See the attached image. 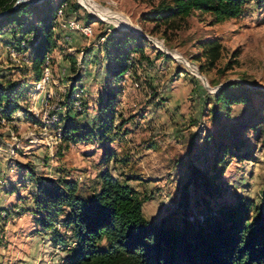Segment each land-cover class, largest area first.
<instances>
[{"label":"rangeland","instance_id":"374dc122","mask_svg":"<svg viewBox=\"0 0 264 264\" xmlns=\"http://www.w3.org/2000/svg\"><path fill=\"white\" fill-rule=\"evenodd\" d=\"M53 2L61 12L54 21L57 45L47 55L51 79L45 91L35 88L27 53L9 46L13 36H23L20 29L5 25L0 30V76L23 83L26 98L18 100L12 120L0 116V170L5 171L0 172V264H66L75 248L63 223L69 209L58 216L57 231L46 230L40 223L45 214L35 203L44 197L38 188L51 180L76 181L78 194L90 197L100 188L103 169L137 192L150 224L164 223L169 230L240 200L264 209V0L248 1L239 16L216 24L196 11L174 29L143 18L170 0ZM39 14L19 18L24 30L35 26ZM69 20L91 33L63 28ZM130 30L147 43L143 56L131 53L129 74L115 81L108 71L118 60L112 42ZM210 37L220 39L221 56L200 77L185 64L199 71L204 57L197 58L198 43ZM26 38L33 41V34ZM79 74L82 92L76 89L69 100ZM235 82L250 89V100L228 110L216 106L219 89ZM110 90L114 95L108 99ZM215 106L218 116L211 113ZM66 115L93 130V137L68 142L61 133L58 139L55 132L62 130ZM106 151L115 154L107 163ZM195 169L218 190L207 197L193 181L184 208L182 187Z\"/></svg>","mask_w":264,"mask_h":264},{"label":"trees","instance_id":"16d2710c","mask_svg":"<svg viewBox=\"0 0 264 264\" xmlns=\"http://www.w3.org/2000/svg\"><path fill=\"white\" fill-rule=\"evenodd\" d=\"M53 1L42 0L37 4L21 2L15 6L16 0H0V12L8 11L0 17V30L5 25L20 29L23 36H13V43L9 46L27 53L33 81L40 79L42 65L57 45L54 20L58 5ZM65 1L59 0L61 4ZM248 1L170 0L145 13L143 18L163 25L165 29H174L179 26V21L197 11L208 14L210 22L216 24L239 16ZM37 13L40 16L35 26L24 30L19 18L36 17ZM12 33L17 35L14 31ZM30 33L33 34L31 42L26 38ZM146 43L143 36L133 32H123L117 42H112V45L115 44L114 58L119 60L108 69L113 80L120 79L131 68V53L143 56ZM198 44L202 52L197 58L204 57L199 71L204 74L220 58L222 46L218 37L202 39ZM160 53L157 51V55ZM0 78V116L12 120V114L19 108L18 100L22 97L26 99L23 96L25 85L19 80L7 79L6 75ZM80 79V74L73 78L75 83L68 91L67 99L70 100ZM249 93L248 87L237 82L227 83L216 93L215 105L228 110L235 103L249 101ZM113 95L110 90L105 97L109 99ZM102 99H99L100 111L106 109ZM216 106L211 113L218 116L221 110ZM89 131L65 116L61 133L68 142L92 138L93 130ZM112 156H115L114 152L106 151L104 162L107 163ZM98 178L100 188L90 197L78 194L76 181L51 180L38 188V194H44V197L41 202L36 200L35 203L41 209L40 213L45 214L40 223L46 230L57 231L58 216L64 207L69 209L63 223L70 228L75 248L66 264H264V209L253 201L240 200L236 205L218 209L215 213H205L191 220L186 218L180 230H169L164 223L159 226L150 224L143 215L142 200L137 192L126 183L117 181L108 169H103ZM193 181L199 183L197 189L207 197L218 190L206 174L193 170L180 195L184 208L188 207V186ZM204 205L206 209L210 207L208 201ZM55 236L60 235L55 232ZM101 243H105V247H100Z\"/></svg>","mask_w":264,"mask_h":264},{"label":"built area","instance_id":"2783aa9c","mask_svg":"<svg viewBox=\"0 0 264 264\" xmlns=\"http://www.w3.org/2000/svg\"><path fill=\"white\" fill-rule=\"evenodd\" d=\"M58 12L60 13L61 12V9H59ZM54 21H56V20H54ZM61 25H62L63 28H67V29H70V30L77 29V30L81 31L83 34H85L87 36L91 33L90 28L85 27V26H80L74 20H69V21H66V22H62ZM11 55H15V54L12 53ZM185 65L191 71H192V69H196V72L198 70L196 66H194L192 63H189L187 61H186V64ZM125 74L128 75L129 74V70H127L125 72ZM50 79H51L50 61L48 60V58H46L45 61H44V63H43V65H42L41 77L35 83V88L37 90H39V91H41V90L45 91V88L48 85ZM77 90H79L78 91V94H80L82 92V89L81 88H78L77 87ZM2 120H3V118H2ZM55 133H56V137L59 139L60 138V135H61V129H60V127L57 128V130H56ZM0 185H2V178L1 177H0Z\"/></svg>","mask_w":264,"mask_h":264},{"label":"water","instance_id":"95a60500","mask_svg":"<svg viewBox=\"0 0 264 264\" xmlns=\"http://www.w3.org/2000/svg\"><path fill=\"white\" fill-rule=\"evenodd\" d=\"M42 0H16V2H15V6L18 4V3H20V2H23V3H32V4H37V3H39V2H41ZM14 6V7H15ZM8 11H3V12H0V17L1 16H3L4 14H6ZM130 31H132V30H130ZM133 32V31H132ZM133 33H135V34H137L136 32H133ZM197 72H198V75L200 76V77H202L201 76V74H200V72L197 70ZM207 86V85H206Z\"/></svg>","mask_w":264,"mask_h":264},{"label":"crops","instance_id":"0c3cea01","mask_svg":"<svg viewBox=\"0 0 264 264\" xmlns=\"http://www.w3.org/2000/svg\"><path fill=\"white\" fill-rule=\"evenodd\" d=\"M7 169H9V168H7ZM9 170L11 171L12 170V167H10ZM0 172L4 173L5 171H4V169L1 168Z\"/></svg>","mask_w":264,"mask_h":264},{"label":"bare ground","instance_id":"6f19581e","mask_svg":"<svg viewBox=\"0 0 264 264\" xmlns=\"http://www.w3.org/2000/svg\"><path fill=\"white\" fill-rule=\"evenodd\" d=\"M133 28H135V27H133Z\"/></svg>","mask_w":264,"mask_h":264}]
</instances>
